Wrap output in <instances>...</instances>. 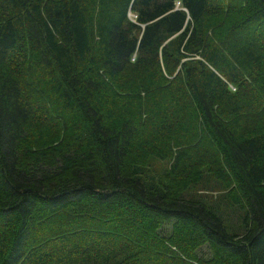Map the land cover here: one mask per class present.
<instances>
[{"label":"trees","instance_id":"1","mask_svg":"<svg viewBox=\"0 0 264 264\" xmlns=\"http://www.w3.org/2000/svg\"><path fill=\"white\" fill-rule=\"evenodd\" d=\"M0 264H264V0H0Z\"/></svg>","mask_w":264,"mask_h":264},{"label":"rangeland","instance_id":"2","mask_svg":"<svg viewBox=\"0 0 264 264\" xmlns=\"http://www.w3.org/2000/svg\"><path fill=\"white\" fill-rule=\"evenodd\" d=\"M161 232H162V234H163V233H166V232H169V225H168V226L164 225V226H163V229H161ZM201 251L205 252L204 249H202ZM206 254H207V253H206Z\"/></svg>","mask_w":264,"mask_h":264}]
</instances>
